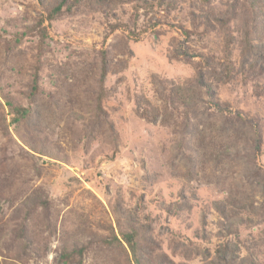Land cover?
I'll return each mask as SVG.
<instances>
[{
	"label": "rangeland",
	"instance_id": "1",
	"mask_svg": "<svg viewBox=\"0 0 264 264\" xmlns=\"http://www.w3.org/2000/svg\"><path fill=\"white\" fill-rule=\"evenodd\" d=\"M58 2L0 0V264H67L63 249L83 244L82 263L72 264H134L125 243L102 242L111 228L131 226L147 259L264 264V16L245 18L249 0H123L107 12L81 1L40 26ZM223 19L234 39L230 77ZM247 29L257 48L244 55ZM100 50L110 62L107 122L94 106ZM37 63L40 94L17 124L3 94L28 106ZM177 85L198 95L191 126L233 140L232 159L187 173L188 150L174 132L184 108L164 110L160 100ZM150 106L177 113L164 126L161 115H140ZM172 161L189 176L175 175ZM232 192L248 193L235 213Z\"/></svg>",
	"mask_w": 264,
	"mask_h": 264
},
{
	"label": "trees",
	"instance_id": "2",
	"mask_svg": "<svg viewBox=\"0 0 264 264\" xmlns=\"http://www.w3.org/2000/svg\"><path fill=\"white\" fill-rule=\"evenodd\" d=\"M81 1L86 2L87 4L91 5L98 11H111L113 8L117 6L118 3H121L123 0H59L58 3H56L54 6H52L48 11L45 18H43L39 25L42 26L44 22H48L51 24L54 20L67 15L68 13L72 12V8L79 4ZM205 2L209 3L211 0H204ZM251 1V2H250ZM249 5L247 3L246 6V13L245 18L248 20L251 19L252 13L255 11L259 12V16H264V0H249ZM264 20V18H263ZM221 24L224 27H227V33H226V43H225V68L229 73L231 72V63L229 62V56L232 52V44H233V36L230 32L229 27V19H223L221 20ZM207 20L204 19V23L206 24ZM264 22V21H263ZM120 25H115L113 29L118 28ZM197 27H195L193 30L197 31ZM47 27L41 28V42L44 41V39L47 36ZM185 34L191 35L194 31H184ZM255 31H252L250 29L246 30L245 37H244V51L243 54L247 55L251 52H254L257 48V46L253 43V37H254ZM42 45H39V55L42 52ZM101 54V74L99 78V90L97 91L96 100H95V109L98 114V116L101 114L100 119L105 115V122H107V115L106 112L103 109V101L108 96L107 88L105 85V81L107 78V75L110 71V62L107 50H100ZM40 58V56H39ZM207 61L204 58V61L201 64H206ZM39 70H40V63L36 64L34 73L32 75V81H31V87L28 94V98L30 100V103L28 106H23L20 103H18L11 95L9 94H3V99L7 103L8 108L13 115V120L17 124H21L26 120V118L31 114L32 109L31 105L36 103V99L40 94V76H39ZM185 87L182 85H177L172 87V95H166L162 94L161 101L166 102L164 105V110H168L170 108L178 107L182 105L184 108V122L179 123L178 121H175L174 125L177 126V128L174 129V132L176 135H179L180 141L178 142V148L183 150V146L185 145L188 150V160L191 163V167L187 170V173L191 176L192 172L195 168V166L198 167H204L205 165L212 163L216 165L224 164L225 161L232 159L230 156L238 150V147L236 143L231 140H224L221 137L220 133H218V130L215 129L212 125L203 124V129H200L198 127V123H194L191 126V114L195 113V103H196V94L195 91L189 90V92H185ZM163 91V90H161ZM164 92V91H163ZM174 100H179L180 102L178 105L175 106ZM173 104V105H172ZM216 108L219 110L222 109L221 105L219 103H215ZM151 105V104H150ZM166 106V107H165ZM151 107V106H150ZM168 108V109H167ZM163 110L161 107H151L145 108L140 115L144 117L148 121H152L156 119L158 116L163 117V125L169 126L170 120L173 119L175 116L176 111L174 109H171L170 112L161 111ZM178 110V108H177ZM89 128L92 129V127L89 125ZM111 128V129H110ZM109 130L114 134V141L116 143L117 141V135L114 133L112 129V125L109 126ZM218 133V137L216 133ZM187 136L189 137V145L188 141H186ZM116 145V144H115ZM183 145V146H182ZM261 145V137L255 138V147L259 150ZM118 147L116 146L113 154L111 157H109L110 160H115L118 155ZM198 158V162H196L195 158ZM171 166L173 167V173L175 175H183L184 177H188L189 175L186 173H180L181 166L176 163L175 161H172ZM263 187H264V179H263ZM248 193L247 192H236V193H230V199L229 200V207L230 211L232 213H235V210L237 208H242L244 206V203L247 201ZM41 202L45 205H47L46 200H41ZM226 209V210H225ZM223 212H227V207L225 206ZM140 232L134 227L131 226L130 229L126 230H120L119 232H115L114 228H111V234L110 236L104 238L102 242L109 247H117L118 245H121L125 243L128 247V249L131 252V260L134 264H175L173 261L166 258L165 254H161L157 257H154V259H147L145 257V252L143 249V246L140 242ZM88 245H76L71 249L64 248L61 253L60 260L62 262H65L67 264H72L73 261H78L79 263H82V259L84 256V253L87 250Z\"/></svg>",
	"mask_w": 264,
	"mask_h": 264
}]
</instances>
